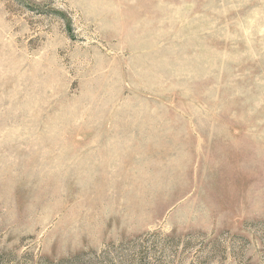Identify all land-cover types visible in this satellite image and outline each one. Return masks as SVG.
I'll return each instance as SVG.
<instances>
[{
	"label": "rangeland",
	"instance_id": "374dc122",
	"mask_svg": "<svg viewBox=\"0 0 264 264\" xmlns=\"http://www.w3.org/2000/svg\"><path fill=\"white\" fill-rule=\"evenodd\" d=\"M0 264H264V0H0Z\"/></svg>",
	"mask_w": 264,
	"mask_h": 264
}]
</instances>
